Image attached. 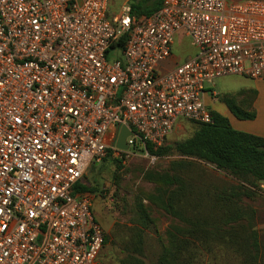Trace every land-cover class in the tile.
I'll use <instances>...</instances> for the list:
<instances>
[{
  "label": "built area",
  "instance_id": "built-area-1",
  "mask_svg": "<svg viewBox=\"0 0 264 264\" xmlns=\"http://www.w3.org/2000/svg\"><path fill=\"white\" fill-rule=\"evenodd\" d=\"M109 1L0 0V264H97L105 233L77 189L91 166L211 123L215 79L264 81V0H162L139 17ZM179 33L195 54L160 73Z\"/></svg>",
  "mask_w": 264,
  "mask_h": 264
},
{
  "label": "rangeland",
  "instance_id": "rangeland-1",
  "mask_svg": "<svg viewBox=\"0 0 264 264\" xmlns=\"http://www.w3.org/2000/svg\"><path fill=\"white\" fill-rule=\"evenodd\" d=\"M141 2L110 0L108 15ZM187 45L175 39L173 55L186 58ZM252 86L248 78L225 76L205 84V94L223 116L229 111L222 98ZM197 126L179 120L161 156L138 152L125 164L110 158L91 166L83 182L97 189L93 213L107 238L97 264H264V190L179 156L172 145ZM168 203L176 215L165 210Z\"/></svg>",
  "mask_w": 264,
  "mask_h": 264
},
{
  "label": "trees",
  "instance_id": "trees-1",
  "mask_svg": "<svg viewBox=\"0 0 264 264\" xmlns=\"http://www.w3.org/2000/svg\"><path fill=\"white\" fill-rule=\"evenodd\" d=\"M150 1L142 0V6L130 4L131 14L135 17L151 15L159 9L161 0H152V3L148 4ZM123 40L121 38L111 50L122 48ZM255 98V91L246 90L227 95L222 98V101L236 119L253 120ZM210 115L211 123H196L197 130L190 138L172 145L174 151L181 157L193 158L210 164L216 170L241 183L250 186L264 183V138L234 130L228 119L215 111L210 110ZM164 146L155 149L146 143L145 150L151 156H161L167 150ZM110 158L111 152L108 150L103 162ZM113 161L121 164L118 160ZM77 189L93 195L97 192L92 183L85 185L83 181L77 185ZM164 208L168 213L176 215L171 203L166 204ZM106 243L107 238L105 237L104 245ZM162 264L177 263L166 259Z\"/></svg>",
  "mask_w": 264,
  "mask_h": 264
},
{
  "label": "crops",
  "instance_id": "crops-1",
  "mask_svg": "<svg viewBox=\"0 0 264 264\" xmlns=\"http://www.w3.org/2000/svg\"><path fill=\"white\" fill-rule=\"evenodd\" d=\"M228 1L229 2H240L243 0H228ZM175 39L177 40L179 39V41L183 43V48H185V46L188 44L186 42V39L188 38L185 35H183V33L177 34ZM187 46H188V49H186V51L188 52V54L186 58H183L181 60L176 58L173 55V49H174V46H173L171 56L165 62H163L165 63V65L163 66L162 64L160 66V69H162L163 72H167L169 70H172L176 66L182 64L183 62L187 61L189 58H191L195 54V48L190 44V41ZM186 51L184 52L186 53ZM252 82H253V86H252L253 88H250V90H253L256 92V98L253 103V110L255 112L254 119L253 120H238L230 112L226 113V111H222V114L224 117L228 119L231 127L234 130L264 138V81L252 80ZM204 102L209 110H216L215 108L217 107L213 103L212 99L207 97L206 94L204 95Z\"/></svg>",
  "mask_w": 264,
  "mask_h": 264
},
{
  "label": "water",
  "instance_id": "water-1",
  "mask_svg": "<svg viewBox=\"0 0 264 264\" xmlns=\"http://www.w3.org/2000/svg\"><path fill=\"white\" fill-rule=\"evenodd\" d=\"M129 135H130V132L127 130V128L126 127H122L120 132H119L116 144H115L118 149H121V150H126L127 149V146H126V143H125V139Z\"/></svg>",
  "mask_w": 264,
  "mask_h": 264
}]
</instances>
